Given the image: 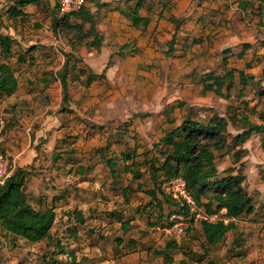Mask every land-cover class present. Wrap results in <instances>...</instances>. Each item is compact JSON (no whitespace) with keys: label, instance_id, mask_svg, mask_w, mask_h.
<instances>
[{"label":"rangeland","instance_id":"1","mask_svg":"<svg viewBox=\"0 0 264 264\" xmlns=\"http://www.w3.org/2000/svg\"><path fill=\"white\" fill-rule=\"evenodd\" d=\"M58 1L37 0L23 10L24 18L11 20L7 9L14 1L0 0V33L15 41L6 62L18 80L14 95L0 96L1 150L10 151L8 144L22 149L31 140L28 202L55 213L50 237L42 242L30 244L0 232V264H264L263 136L252 133L242 144L233 142L243 129L263 123L261 0H154L148 27L123 30L114 42L103 34L99 50L78 42L68 28L76 22L58 15ZM95 1L86 0L85 5L93 9ZM130 1L137 0H119L121 9L111 2L104 11L117 10L124 17L122 9ZM51 11L62 18L55 30ZM171 16L180 21L178 30L168 21ZM123 44L127 47L121 49ZM246 44L249 49L238 58ZM226 49L230 52L224 65ZM67 53L69 66L75 63L71 77L79 78H72L64 101L58 72ZM18 55L24 62H16ZM80 69L98 76L89 87L84 86L86 77L78 75ZM227 69L242 70L252 78L241 94L237 74L231 88L224 90L225 99L202 94L200 74H223ZM171 107V113H165ZM188 114L200 121L224 118L227 144L216 153L217 171L242 175L243 189L252 199L253 212L236 219L235 229L215 246L205 244L200 221L186 222L180 234L169 236L155 228L168 226L167 214L175 207L168 197L162 220L148 226L155 222L144 215L152 180L144 167H139V181L123 171V154L135 146L137 153L151 149L169 125ZM171 119L173 124L168 123ZM100 150L116 161V178ZM158 184L154 187L161 199ZM126 186L132 191L122 193ZM234 240L239 247L232 245ZM170 241L182 245L179 251L167 252L171 262L154 253Z\"/></svg>","mask_w":264,"mask_h":264},{"label":"trees","instance_id":"2","mask_svg":"<svg viewBox=\"0 0 264 264\" xmlns=\"http://www.w3.org/2000/svg\"><path fill=\"white\" fill-rule=\"evenodd\" d=\"M14 4L8 7L7 17L11 20L24 18L26 13L23 11L29 5H35L37 0H11ZM145 0H137L133 5H129L125 10H122V15L131 21V25L136 27L139 24L147 25V19L140 17L139 11L143 9ZM264 4V0H261ZM245 2L243 3V5ZM72 17L75 22L68 26L74 32L78 42L90 40L85 44L91 48L99 49L103 40L96 29V20L90 13L89 8L84 5L78 12L64 15L63 19ZM51 26L56 29V24L62 20L53 11L50 13ZM169 21L173 24L174 29L178 30L180 21L174 17H170ZM87 25V26H85ZM175 36V35H174ZM172 42V41H171ZM170 50H172L171 44ZM15 41L9 35L0 33V96L9 98L18 89V80L15 69L6 62L7 59L13 56V45ZM123 45L121 49L126 48ZM249 45H243L242 51L237 55L242 58L245 52L249 49ZM32 47L26 52H30ZM229 49L223 51L226 55L223 57L222 63L225 65ZM70 53L64 55L63 65L58 72L61 90L64 94V101L67 99V88L75 71V63L70 64ZM28 65L32 63V57H29ZM79 61V60H78ZM76 61V62H78ZM16 62H24V58L18 55ZM71 67V70H68ZM264 77V68H263ZM238 76L240 84V94L245 88L247 82L252 80L242 70L234 71L227 69L223 74H215L213 71H208L200 74L198 82L201 86L202 94L212 93L217 97L226 98L225 91L231 88L232 82L235 80V75ZM79 76H85V87H89L96 78L90 72H85L84 69L78 71ZM74 76V75H73ZM100 77H103L101 75ZM180 106V104H178ZM172 107L165 113H171ZM174 120H169L173 123ZM264 123V117L262 118ZM252 125L247 129H243L234 138V146L244 143L250 138L252 133L261 134L263 136L264 145V124ZM226 122L223 117L212 116L207 121H200L192 118L189 114L183 115L181 121L175 127L168 129L159 141L153 144L151 149H145L141 153H137L138 147H133L129 152L123 154V171L131 174L132 178L139 181L142 178V173L139 167H144V172L148 173L153 183V189L146 191L150 197V202L147 205L144 215L154 218V223H147L148 226L155 225L162 220L164 215L163 205L169 204V199L162 195L161 199L157 197V190L154 187L156 181L159 185L168 179L181 177L187 185V189L199 207H202L207 214H218L222 209H225L224 217L229 221L224 223L222 220L216 222L200 221L201 231L208 246H215L222 242L227 232L235 229L234 220L242 215H249L253 212L252 199L243 189L244 177L239 174L231 173L227 170L226 174L217 171L215 164L216 153L223 150L227 144L226 139ZM6 127V126H5ZM126 130V129H124ZM117 134V133H115ZM100 152L101 159L104 160L108 170L112 174V178H116L117 163L114 159H106L102 150ZM142 160L138 161L137 157ZM238 153L236 159H238ZM129 162V163H128ZM30 171L24 168H16L12 175L0 185V232L4 236H13L23 239L24 241L35 244L47 240L50 237V231L55 221L54 209L49 207L43 210H37L28 202L26 194V179ZM115 183V181H114ZM140 187L139 185L137 186ZM132 191L129 186L122 189V193ZM175 205V204H174ZM176 207V205H175ZM173 207L168 212V217L173 212H179L178 208ZM79 222H82L80 214L77 215ZM126 229L128 223H122ZM172 223L169 222L168 226ZM152 226V227H153ZM162 226V225H160ZM238 240H234L232 245L239 247ZM130 242V241H129ZM131 243V242H130ZM182 245L175 241H170L165 244L163 250L155 251L158 256L167 258V252L181 250Z\"/></svg>","mask_w":264,"mask_h":264},{"label":"built area","instance_id":"3","mask_svg":"<svg viewBox=\"0 0 264 264\" xmlns=\"http://www.w3.org/2000/svg\"><path fill=\"white\" fill-rule=\"evenodd\" d=\"M86 0H59L57 11L59 16L69 15L78 12L84 5ZM4 125H0V185L12 175L16 169L13 160L4 151L1 150L4 142L3 136ZM161 194L168 197L175 203L179 212L171 213L168 217L170 226H156L155 228L166 236L172 234H180L182 226L186 222L191 221H207L216 222L222 220L227 223L229 220L224 217L225 209H222L218 214H207L202 207H199L192 195L187 189L186 182L181 177H174L163 181L159 185Z\"/></svg>","mask_w":264,"mask_h":264},{"label":"crops","instance_id":"4","mask_svg":"<svg viewBox=\"0 0 264 264\" xmlns=\"http://www.w3.org/2000/svg\"><path fill=\"white\" fill-rule=\"evenodd\" d=\"M111 2H116V7L121 9L117 3V2H119V0H98V1L96 0L95 2H92L93 6H94L93 9H91L87 6L89 8L90 13L94 16V18L96 20V29H97L98 33L100 35L104 34L105 40L109 39V40H112L114 42L115 39H118V37L121 36V33L123 32V30L127 31V30L132 29V28L136 29V30H141V29L143 30L146 27H148L149 24L151 23L152 17H151L150 8L153 6L154 0H145L143 9H141L139 11L140 17L147 19V25L143 26L142 24H139L136 27L131 25V21L129 18L122 17L121 13L119 11H117V10L116 11L115 10L114 11H108V10L104 11L106 6L109 5ZM123 2H124V0H123ZM123 2H121L122 5H124ZM157 2H160L161 4L162 3L165 4L167 1L161 2V1L157 0ZM131 3H132V1L128 2V5H126V6L128 7L129 5L134 4V3L133 4H131ZM125 9H122V10H125ZM149 12H150V14H149ZM168 21H169V18H168ZM85 26H87V25H85ZM89 41H90L89 39L85 40L84 44L86 42H89ZM102 42H103V40H102ZM119 43L120 42L118 41V44ZM123 45H125V44H123ZM123 45H121V47ZM101 47H102V43H101L100 48ZM119 53L120 52H118V54ZM88 68L90 69V67H88ZM92 74H94V73H92ZM169 124H173V123H169ZM175 126L176 125H174V126L169 125V129H171ZM31 143H32L31 140H29L28 144H26L25 147H23L22 149H15L11 144H8L10 151H8V149H6V151H4L13 160L16 168H24L27 171H30V174L28 176L31 175V170L26 168V166H31V163H32V148H31L32 145H31ZM27 179H26V182H27ZM26 194H27V192H26ZM27 198H28V196H27ZM235 221L236 220H234V223H235Z\"/></svg>","mask_w":264,"mask_h":264}]
</instances>
